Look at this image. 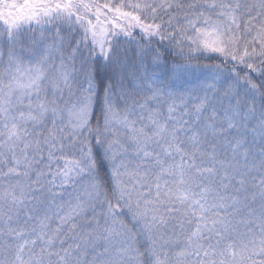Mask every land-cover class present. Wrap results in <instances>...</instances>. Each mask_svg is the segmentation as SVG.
Wrapping results in <instances>:
<instances>
[{
	"label": "snow or ice",
	"instance_id": "6c2138e0",
	"mask_svg": "<svg viewBox=\"0 0 264 264\" xmlns=\"http://www.w3.org/2000/svg\"><path fill=\"white\" fill-rule=\"evenodd\" d=\"M0 264H264V0H0Z\"/></svg>",
	"mask_w": 264,
	"mask_h": 264
}]
</instances>
